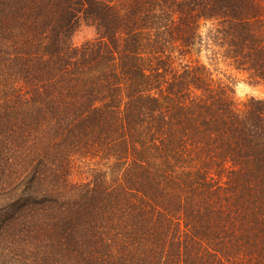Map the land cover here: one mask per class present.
<instances>
[{"label":"trees","instance_id":"trees-1","mask_svg":"<svg viewBox=\"0 0 264 264\" xmlns=\"http://www.w3.org/2000/svg\"><path fill=\"white\" fill-rule=\"evenodd\" d=\"M203 49L264 83V0H0V264H264V97Z\"/></svg>","mask_w":264,"mask_h":264},{"label":"rangeland","instance_id":"rangeland-1","mask_svg":"<svg viewBox=\"0 0 264 264\" xmlns=\"http://www.w3.org/2000/svg\"><path fill=\"white\" fill-rule=\"evenodd\" d=\"M97 36L95 27L86 21H81L71 36L73 44L79 45L86 40ZM206 49V48H205ZM203 49L199 59L209 63V68L214 78L220 77L222 80L233 83V97L239 103L249 96L264 97V83L253 84L245 72H239L226 65L222 60L210 61V54Z\"/></svg>","mask_w":264,"mask_h":264}]
</instances>
